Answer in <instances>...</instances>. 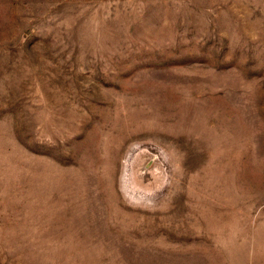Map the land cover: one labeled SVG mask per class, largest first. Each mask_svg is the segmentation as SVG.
<instances>
[{"label": "rangeland", "instance_id": "374dc122", "mask_svg": "<svg viewBox=\"0 0 264 264\" xmlns=\"http://www.w3.org/2000/svg\"><path fill=\"white\" fill-rule=\"evenodd\" d=\"M0 264H264V0H0Z\"/></svg>", "mask_w": 264, "mask_h": 264}]
</instances>
